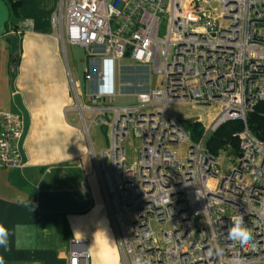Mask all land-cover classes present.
<instances>
[{
	"label": "built area",
	"instance_id": "2783aa9c",
	"mask_svg": "<svg viewBox=\"0 0 264 264\" xmlns=\"http://www.w3.org/2000/svg\"><path fill=\"white\" fill-rule=\"evenodd\" d=\"M51 22L63 46L86 50L85 80L97 84L85 106L70 77L81 117L89 113L90 124L107 128L101 163L91 155L120 264L136 255L151 264H264V143L247 125L264 102V0H63ZM124 59L136 66L122 68L128 82L117 93L114 70ZM117 97L136 104L116 107ZM185 103L214 109L198 118V141L168 113ZM230 122L245 127L235 135L237 164L226 173L207 142ZM23 127L20 114L0 112V170L26 167L18 148ZM132 130L142 146L130 161L124 143ZM182 144L185 159L176 150ZM241 213L254 247L227 239L230 218ZM154 224L170 230L159 236ZM213 245L222 251L209 255ZM67 261L91 264L89 244L73 241Z\"/></svg>",
	"mask_w": 264,
	"mask_h": 264
},
{
	"label": "crops",
	"instance_id": "0c3cea01",
	"mask_svg": "<svg viewBox=\"0 0 264 264\" xmlns=\"http://www.w3.org/2000/svg\"><path fill=\"white\" fill-rule=\"evenodd\" d=\"M14 2L21 3L16 17L5 0H0V112L21 115L14 101L20 95L30 125L23 143L26 167L0 170V223L11 233L8 247L0 246V261L68 264L71 243L84 240L89 244L91 262L100 246L96 264H120L116 242L115 251L101 231L103 222L99 220L106 207L99 187L96 189L89 140L71 93L72 75L63 43L51 22L63 0ZM89 66L87 57L86 69ZM105 66L104 72L109 74ZM121 81V87L128 82L124 75ZM96 87V83L85 80L86 93ZM58 191H84L90 195L92 206L81 214L40 212L38 193Z\"/></svg>",
	"mask_w": 264,
	"mask_h": 264
},
{
	"label": "rangeland",
	"instance_id": "374dc122",
	"mask_svg": "<svg viewBox=\"0 0 264 264\" xmlns=\"http://www.w3.org/2000/svg\"><path fill=\"white\" fill-rule=\"evenodd\" d=\"M165 25L162 27V34L164 33ZM63 54L67 59V65L70 68L71 75L74 79V81H78L80 83V90L83 93V103L85 106H90L91 103L88 102L87 93L85 91V80H84V72L87 67V52L85 49L70 45L68 42H66L63 46ZM136 66V63L131 61L130 59H124L120 61L119 63H116L115 70H114V80H115V89L116 92L119 93L120 85L123 84L121 81L122 79V68H128L131 69L132 67ZM148 76L151 78L152 87L153 88H159L161 83V77L157 74H148ZM70 89L71 88V80H70ZM74 98V97H73ZM74 100L75 107L77 106V103ZM136 104L135 99H124L121 97H117L116 102L113 104L116 107L120 106H132ZM214 109H205L203 107L200 108H192L191 104H172L168 106V113L172 118H175L179 120L180 122H186L191 119H196L199 117H202L204 120H206L207 114H215L213 111ZM79 112V110H78ZM80 116V124L82 125L83 133L86 129L89 128V134L87 135V131H85L84 135L89 140V156L91 157L93 163V155H91V152L94 151L95 157L99 163H101V154L102 152L106 151L109 148V136L107 133V128H101L99 126H96L94 124H90L91 115L89 113L84 114L85 118H82L81 113L79 112ZM185 131L190 134L189 126L184 125ZM86 128V129H85ZM90 138V139H89ZM92 142V143H91ZM93 146V149L91 147ZM142 146L141 140L137 139L134 136L133 130L129 134V136L126 138L124 147L127 151L128 158L130 161L134 160L135 152L138 151ZM187 145L182 144L180 147H176L177 151H180V157L182 159L186 158L187 154ZM93 150V151H91ZM237 156L233 154V152L229 149L222 151L218 157L219 164L221 170L223 172L228 173L232 168H234L237 164ZM95 167V163H94ZM95 172V171H94ZM96 176V174H94ZM98 180V179H97ZM96 181V189L99 187ZM84 182V181H83ZM86 188V186H85ZM89 189V187H88ZM99 193L101 198H103L102 193L99 189ZM104 200V199H103ZM103 219L99 220L103 222L101 231L104 232V234L107 236V238L110 239L113 249L116 251L115 248V236L113 234V228L112 223L108 217V214L106 213V209H103L102 213ZM102 224V223H101ZM154 230L158 232V235L160 236L161 230H170L169 225H153ZM108 245L105 247L108 250ZM118 251V250H117ZM101 252V247H98V252H93V259L91 264H96L98 254ZM119 252V251H118ZM111 254V253H110ZM112 255V254H111ZM120 255V254H118ZM120 258V257H119Z\"/></svg>",
	"mask_w": 264,
	"mask_h": 264
},
{
	"label": "trees",
	"instance_id": "16d2710c",
	"mask_svg": "<svg viewBox=\"0 0 264 264\" xmlns=\"http://www.w3.org/2000/svg\"><path fill=\"white\" fill-rule=\"evenodd\" d=\"M10 6L13 15H18V10L21 3L14 2V0H5ZM17 29V27H14ZM129 70L123 72L126 75ZM247 125L252 133L258 140L264 143V102H259L247 116ZM189 130L194 141H198L202 135V126L198 123L189 124ZM244 124L240 122H230L221 127L215 134H213L207 142V147L215 157H219L222 151L227 149L231 150L237 157L240 153L238 139L235 135L244 130Z\"/></svg>",
	"mask_w": 264,
	"mask_h": 264
},
{
	"label": "water",
	"instance_id": "95a60500",
	"mask_svg": "<svg viewBox=\"0 0 264 264\" xmlns=\"http://www.w3.org/2000/svg\"><path fill=\"white\" fill-rule=\"evenodd\" d=\"M129 53L126 54V58ZM15 62V61H14ZM15 105L23 118V135L19 141V152L23 163H26L23 151V143L29 131L30 117L23 105L20 95L14 97ZM198 118L181 122L183 125L196 123ZM92 206V200L88 193L84 191H58V192H40L37 195V207L40 212L46 214H81L88 211Z\"/></svg>",
	"mask_w": 264,
	"mask_h": 264
},
{
	"label": "clouds",
	"instance_id": "9594fccd",
	"mask_svg": "<svg viewBox=\"0 0 264 264\" xmlns=\"http://www.w3.org/2000/svg\"><path fill=\"white\" fill-rule=\"evenodd\" d=\"M10 230L9 228L0 223V246L7 248L10 243ZM227 239L238 244L241 248L249 246L254 247L253 234L245 225L244 215L236 214L230 218V224L227 228ZM222 249L218 245H213L209 248V255L214 252L219 253ZM2 264V261H0ZM132 264H151V261L144 255H136L132 259Z\"/></svg>",
	"mask_w": 264,
	"mask_h": 264
}]
</instances>
